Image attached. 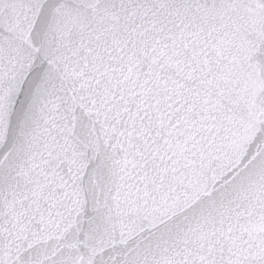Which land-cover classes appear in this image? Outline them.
<instances>
[{
    "label": "snow or ice",
    "instance_id": "snow-or-ice-1",
    "mask_svg": "<svg viewBox=\"0 0 264 264\" xmlns=\"http://www.w3.org/2000/svg\"><path fill=\"white\" fill-rule=\"evenodd\" d=\"M45 2L19 0L22 35ZM54 13L50 83L11 142L22 78L0 58V264H264V0Z\"/></svg>",
    "mask_w": 264,
    "mask_h": 264
},
{
    "label": "water",
    "instance_id": "water-1",
    "mask_svg": "<svg viewBox=\"0 0 264 264\" xmlns=\"http://www.w3.org/2000/svg\"><path fill=\"white\" fill-rule=\"evenodd\" d=\"M59 3L60 0H46L30 32L24 36L19 0H0V58L7 70L4 84L7 86L14 75L22 78L16 85L18 95L14 92L12 96L15 103L11 109L9 142L19 138L25 122L38 107L41 92L50 83L48 61L60 43V21L54 13Z\"/></svg>",
    "mask_w": 264,
    "mask_h": 264
}]
</instances>
